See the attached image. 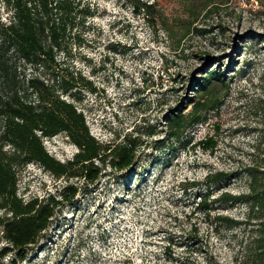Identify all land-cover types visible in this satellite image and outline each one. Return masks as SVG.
<instances>
[{
	"label": "rangeland",
	"instance_id": "374dc122",
	"mask_svg": "<svg viewBox=\"0 0 264 264\" xmlns=\"http://www.w3.org/2000/svg\"><path fill=\"white\" fill-rule=\"evenodd\" d=\"M84 1L92 15L74 29L67 50L59 53L62 72L55 77L79 75L73 80L76 98L66 97L83 111L96 139L105 143L125 134L139 137L136 161L124 171L106 164L94 183L55 177L34 161L20 165L17 194L24 200L57 196L68 183L77 192L57 205L49 226L16 264H240L230 232L214 231L211 220L196 208L204 186L192 183L218 170L239 172L264 132V4ZM141 2H153L150 14L136 7ZM9 7L0 0V26L10 19ZM189 13H197L196 18ZM11 51L15 82L54 77ZM213 67L228 80L223 104L181 140L169 139L166 116L187 107L197 78ZM3 81L0 76V86ZM205 136H212L216 145L198 146ZM43 142L62 162L78 150L64 132ZM241 175L224 187L243 189ZM244 211L236 207L226 213L242 217ZM7 245L0 226V264L13 258V251H5Z\"/></svg>",
	"mask_w": 264,
	"mask_h": 264
},
{
	"label": "trees",
	"instance_id": "16d2710c",
	"mask_svg": "<svg viewBox=\"0 0 264 264\" xmlns=\"http://www.w3.org/2000/svg\"><path fill=\"white\" fill-rule=\"evenodd\" d=\"M6 1L12 15L0 26V76L4 79L0 86V210H3L0 226L8 244L5 251L14 252L9 264H16L49 226L57 205L71 201L77 192V187L68 183L57 193L60 199L49 194L41 199L24 200L17 194V168L34 161L55 177H78L94 183L106 164L116 171H124L135 163L139 137L125 134L120 140L105 143L96 139L90 133L83 111L66 97L76 98L72 93L73 80L79 79V75L55 77L62 72L59 53L67 50L74 29L92 15L90 5L84 0ZM257 1L264 4V0ZM136 7L150 14L153 2H141ZM193 7L188 6L191 11ZM197 13L188 15L196 18ZM165 31L172 37L169 28ZM178 44L176 39L174 49ZM10 50L12 56L31 59L50 70L54 77L46 82L32 77L25 85L15 82L11 79ZM197 80L196 91L189 96L187 107L173 109L166 116L165 131L169 139L181 140L189 128L207 121L209 114L223 104L228 80L222 71L213 67ZM83 82L89 84L86 80ZM260 111L264 114V105ZM59 132H64L78 148L65 162L51 155L43 142L44 137ZM197 144L209 149L216 141L212 136H205ZM240 173L243 189L234 191L224 187ZM231 174L218 170L206 174L201 182H193L194 186H204L196 208L211 220L214 231L230 232L236 248L235 260L240 264H264V132L249 162ZM236 207L244 208L242 217L226 213Z\"/></svg>",
	"mask_w": 264,
	"mask_h": 264
},
{
	"label": "clouds",
	"instance_id": "9594fccd",
	"mask_svg": "<svg viewBox=\"0 0 264 264\" xmlns=\"http://www.w3.org/2000/svg\"><path fill=\"white\" fill-rule=\"evenodd\" d=\"M12 15V14H11Z\"/></svg>",
	"mask_w": 264,
	"mask_h": 264
}]
</instances>
